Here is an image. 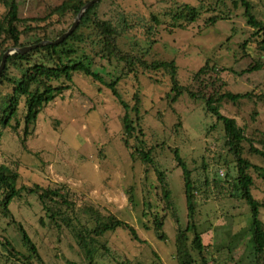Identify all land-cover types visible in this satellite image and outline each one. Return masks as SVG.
Listing matches in <instances>:
<instances>
[{
  "label": "rangeland",
  "instance_id": "obj_1",
  "mask_svg": "<svg viewBox=\"0 0 264 264\" xmlns=\"http://www.w3.org/2000/svg\"><path fill=\"white\" fill-rule=\"evenodd\" d=\"M62 1L17 0L19 16L41 17ZM115 1L122 9L143 16L147 26L153 25L151 15L159 21L151 35H145L142 25L123 35L118 40L121 50L145 52L148 61L174 60L178 66L177 80L190 91L198 90L199 82L193 76L210 61L217 63L219 71L213 72L211 79L200 78L207 85L205 93L217 90L224 83L222 91L244 93L255 90L264 94V68L244 72L258 57L257 38H252L254 29L246 24L244 7L239 0H222L218 4L216 0ZM248 1L255 17L264 20V0ZM111 3L112 0H104L100 7L101 13H106L108 18L115 15ZM181 4L202 8L200 18L191 23L173 21L169 13ZM3 11L0 4V15ZM228 13L231 16H227ZM212 15L222 16L214 26H205ZM248 38L252 41L247 44L245 54L241 45ZM98 49L97 43L85 45V53L89 56H94L93 51ZM92 69L105 82L122 75L121 65L115 60L95 57ZM209 80L213 84H209ZM171 87L168 74L153 70L122 76L117 85L130 106L134 102V93L139 94L138 111L132 110L130 116L133 119L138 116L150 143L163 144L157 148L156 158L167 172L179 221L184 226L187 216L182 176L171 150H179L194 175L203 162L208 165L209 174L214 176L216 173L221 181L227 179L226 175L234 177L235 168L232 157L223 147L219 126L209 130L215 121L205 113L203 100L191 98L185 90L177 101L171 102ZM215 105L224 115L235 118L248 136L259 138L264 134V101L243 100ZM123 115L124 110L105 85L74 73L71 88L39 113L37 120L29 126L23 144L19 136L0 126V164L12 168L17 163L19 185L65 184L85 201L133 225L143 243L131 240L123 229L110 234L108 239L112 249L134 262L151 264L156 260V253L158 264H177L173 258L177 225L171 216L163 215L164 240L157 238L152 222L143 218L144 200L150 198L151 203L156 204L152 195L156 182L151 170L146 179L142 164L129 157L121 140ZM19 132L23 134V124ZM225 161L227 167L223 166ZM130 186L134 188L135 205L128 200ZM263 191L264 183L255 181L251 190L253 197L261 202ZM197 199L198 230L203 235V244L214 257L209 263L249 264L248 206L238 200L229 201L224 193H217L213 188L206 198L198 196ZM9 210L8 215L0 211V234L8 237L21 252L27 251L11 223V216L22 224L48 264H85L69 233L66 230L58 232L44 218L36 196L22 193L10 203ZM42 218L44 225L40 222ZM259 218L264 222V209H260ZM241 232H246L242 239L233 242V236ZM1 254H5L2 248L0 257ZM0 264H4L1 258Z\"/></svg>",
  "mask_w": 264,
  "mask_h": 264
},
{
  "label": "trees",
  "instance_id": "obj_2",
  "mask_svg": "<svg viewBox=\"0 0 264 264\" xmlns=\"http://www.w3.org/2000/svg\"><path fill=\"white\" fill-rule=\"evenodd\" d=\"M89 1L63 0L60 4L49 8L41 17H20L17 0H0V4L4 7L0 15V63L3 54L9 48L31 46L44 40H56L68 30L80 9ZM103 1L99 0L82 13L77 27L63 42L37 46L24 54L14 53L6 58L5 66L0 74V126L8 128L13 134L19 136L23 144L29 133V126L37 120L39 113L57 96L71 88L74 73H81L94 82L105 85L124 110L121 140L129 152V157L142 164L146 179L147 173L151 170L156 182L152 193L156 204H152L150 198L144 200L143 218L152 222L155 235L159 240L166 238L163 229L165 213H168L177 225L173 255L176 263L209 264V260L214 259L203 244V235L198 230L196 218L197 197L206 198L210 188H213L217 193H224L229 201L238 200L248 206L250 210V224L247 230L250 234L249 264H264V222L259 218L260 209H264V199L260 202L251 193L255 181L264 183V134L259 138L248 136L235 118L224 115L215 105L222 102L237 103L243 100L264 101V94L257 93L255 90L244 93L222 91L224 83L220 84L217 90L205 93L207 85L200 78L209 79L210 77L211 79V74L219 71L217 63L210 61L200 67L193 76L194 80L199 82L197 91H190L181 86L177 80L178 66L174 60L148 61L145 52H127L118 46V40L136 26L142 25L145 35H151L152 29L159 25L156 16L151 15L150 20L153 25L147 26L143 16L122 9L119 3L112 0L115 15L108 18L106 13L102 14L100 10ZM221 1L216 0V3ZM239 1L244 7L243 17L246 24L254 29L252 38H257L258 57L244 70L251 73L264 68V20L255 17L253 6L248 0ZM234 4L236 5L237 2ZM202 10V8L181 4L169 14L173 21L185 20L191 23L200 18ZM221 16H210L205 26H214ZM227 16H231L230 13ZM251 41V38H248L241 45L245 54V48ZM94 43H97L99 49L93 51L94 56H89L85 53V45L92 46ZM95 57L108 61L115 60L121 65L122 75L105 82L102 76L92 69ZM150 70L163 71L169 75L172 81V94L169 96L171 102L177 101L185 90L191 98L203 100L205 113L215 121L209 130L219 126L223 137V147L232 157L235 168L234 177L226 175L227 179L221 181L217 179L216 173L214 176L209 174L208 165L203 162L195 170L197 174L194 175V170L188 167L179 150H171L172 158L182 176L187 216L184 226L179 221L167 172L162 169L156 158V150L163 144L150 143L138 116L135 119L130 116L132 110L138 111L139 94L134 93V102L130 106L117 88L122 76L136 75L140 71ZM209 84L213 82L209 80ZM22 124L23 134L20 135ZM14 165L10 168L0 164V211L5 215L10 214L9 205L16 197L21 196L22 193L34 195L42 207L44 218L58 232L66 230L69 233L85 264H141L112 249L108 239L110 234L123 229L131 240L143 243L144 240L133 225L114 214L104 212L94 203L85 201L65 184L19 185L17 163ZM223 166L227 167L228 163L225 161ZM127 195L131 205H135V193L132 186L128 187ZM10 218L27 252H21L8 237L0 234V248L5 253L1 254L0 258L3 259L4 264H48L22 224L16 222L13 216ZM40 222L44 225L45 221L42 218ZM145 229H148L146 225ZM245 233H237L232 241L241 240ZM154 257L156 260L154 259L151 264H158L156 253Z\"/></svg>",
  "mask_w": 264,
  "mask_h": 264
},
{
  "label": "water",
  "instance_id": "obj_3",
  "mask_svg": "<svg viewBox=\"0 0 264 264\" xmlns=\"http://www.w3.org/2000/svg\"><path fill=\"white\" fill-rule=\"evenodd\" d=\"M99 0H90L89 2H87L79 11L78 15L76 16L73 24L68 28L67 31H65L60 37H58L56 40L54 41H48V40H44V41H41L40 43L38 44H35V45H31V46H26V47H18V48H9L5 51V53L3 54V57H2V61L0 63V74H1V71L3 70L4 66H5V62H6V58L11 55V54H14V53H19V54H24L26 53L27 51L33 49V48H36L37 46H42V45H47V44H59L61 42H63L74 30L75 28L77 27L78 23H79V20H80V17L82 15V13L88 9L90 6H92L94 3H97Z\"/></svg>",
  "mask_w": 264,
  "mask_h": 264
},
{
  "label": "built area",
  "instance_id": "obj_4",
  "mask_svg": "<svg viewBox=\"0 0 264 264\" xmlns=\"http://www.w3.org/2000/svg\"><path fill=\"white\" fill-rule=\"evenodd\" d=\"M209 264H212V263H209Z\"/></svg>",
  "mask_w": 264,
  "mask_h": 264
}]
</instances>
